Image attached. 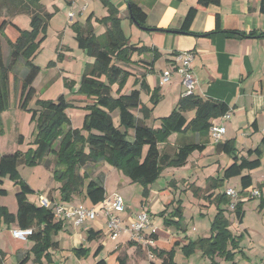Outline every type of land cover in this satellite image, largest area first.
Segmentation results:
<instances>
[{"label": "trees", "instance_id": "16d2710c", "mask_svg": "<svg viewBox=\"0 0 264 264\" xmlns=\"http://www.w3.org/2000/svg\"><path fill=\"white\" fill-rule=\"evenodd\" d=\"M43 0H0V19L2 12L7 10L12 15L27 14L30 16V29L21 30L17 28L19 36L15 42H11L5 34L8 23L4 19L0 23V120L6 111L10 109L11 103V80L13 76L14 86L17 82L15 67L20 60L25 62L27 74L22 81L20 94V109L31 113V123L36 126L37 136L34 147L26 151H16L11 155L0 157V196H5L7 191L1 188L4 179H10L19 191L16 194L18 210L16 214L10 213L7 207L0 206V223L5 225L16 224L22 229H33L34 233L29 238L32 247L26 259L20 264H26L33 257L32 264H53L52 252L59 248V242L55 241L65 229L64 220H57L53 208H46L31 203L28 197L35 191L25 182L19 172L21 165L34 167L46 164L50 156L56 158L53 170V179L60 184L59 192L62 203H70L75 197L83 196L92 206L100 205L106 199V190L102 181L92 179L81 170L88 165L100 163L120 171L129 178L132 184L142 187V198L147 201L150 197L151 186L161 177L167 168H181L187 165L188 159L195 152H204L208 146L205 139L209 137L212 120L226 115L230 108L222 101L204 99L193 93L180 98L176 108L168 117L160 120V127L154 129L149 127L145 121L149 120L155 107L161 101L160 88L151 90L145 80L136 79L134 88L124 94L129 79L133 74L127 67L134 63V55H151L153 61H157L161 54L155 48L139 46L130 43L126 36L122 21L119 18V10L109 0H101L107 9L108 16L98 20V23L106 28L102 35H96L92 27L90 16L84 25L76 22L72 25L78 48L88 57L94 59L93 63L84 66L83 75L76 95L91 101L82 109L85 110L81 128H73L72 121L67 110L73 105L65 98L59 96L56 100L36 99V109H29L30 103L36 98L37 92L34 82L42 72V68L35 65L34 60L47 39L48 28L51 20L57 13H49ZM221 0H198V6L209 7L220 5ZM129 5V20L131 23L145 31H152L147 27V15L132 0H127ZM261 12L264 14V0L261 1ZM198 13V8H191L183 25L177 33L194 35L191 26ZM16 27V26H15ZM217 29L207 34L218 33ZM242 37L264 38L263 33L250 32L241 33ZM7 41L10 49V63L4 61L2 42ZM58 47L57 61H51L47 68H55L57 63L63 62L64 56ZM64 85L73 89L75 82L64 79ZM150 94L151 108L142 103L141 92ZM195 111V116L188 120L184 114ZM118 113V124L115 125L113 114ZM136 112L142 117L136 115ZM257 132V124L253 125ZM193 134L205 140L201 143L183 144L173 154L164 151L163 145H167L172 135L186 136ZM22 142V138H20ZM58 147L55 148V144ZM147 150V153L144 152ZM217 154H224L232 159V163L223 170L221 176L207 179L205 194L201 195L202 189H193L196 196L202 197L209 204L214 205L216 214L211 222L210 236L199 237L196 240H187L180 250L186 259L191 258L197 252L211 259L215 264V258H221L226 262H234L237 254L248 257L241 250V242L244 235L235 236L230 230L231 221L228 219L225 207L232 204V199L226 192L215 193L233 178H240V198L248 196L252 188V177L245 172L259 169L264 158V136L259 145L246 152L240 157L236 147V140L220 141L214 145ZM89 182L86 184V182ZM177 187V182L172 180L168 189L160 192V201L165 204L159 216L163 219L164 226L179 233H187L184 225V211L181 201H175L169 188ZM172 194V197L170 195ZM54 203L56 200L52 198ZM177 202V205L175 203ZM174 206L173 211L169 209ZM233 214L239 224L245 218L244 202L237 201ZM104 235L102 230L90 229L87 231V241L99 240ZM157 240L155 234L151 235ZM135 241L129 242V247H135ZM175 244L171 250L153 249V255L161 264H177L175 261ZM104 250L99 246L94 257L97 258ZM72 253L78 258L88 257L91 249L83 245L73 249ZM117 264H129L127 254L117 257ZM6 254L0 250V264H5ZM95 264H108L101 259Z\"/></svg>", "mask_w": 264, "mask_h": 264}, {"label": "crops", "instance_id": "0c3cea01", "mask_svg": "<svg viewBox=\"0 0 264 264\" xmlns=\"http://www.w3.org/2000/svg\"><path fill=\"white\" fill-rule=\"evenodd\" d=\"M109 1L119 10V18L122 21V27L126 36L130 39V43L139 46H146L148 48H155L161 54V57H159L157 61H153L152 56L149 54L142 56L134 55V63L127 67V70L133 74L132 77L134 79L130 86L131 90L140 87L139 85L134 87V82L136 79L141 80V78L144 76L151 90H154L157 87H159L161 90L160 103L155 107L151 118L145 121L149 127L154 129L159 128L161 125L160 120L164 117H168L176 108L180 98L184 96L185 88L182 83V77L175 70L176 67L180 65V62L176 60L177 57L181 56L182 54L192 52L194 54L192 72L196 80V88L194 93L204 99H214L225 102L230 108V120L226 121L221 117L212 120V123L214 122L218 125H223L226 127V134L230 133L226 140H236V147L240 157L245 156L248 150L254 149L259 145L264 136V38L242 37L241 33L249 34L250 32H257L258 34H264V14L261 12L262 0H221L219 6L210 5L209 7L198 6V0H132L142 9L143 12L146 13V25L148 28L152 29L150 32L142 30L130 22L129 6L127 0ZM42 3L49 13H54L55 9H57L56 14L62 12L63 10L66 13L67 23L62 25L59 31H56V53L58 54V47L61 48L59 51L63 54L64 60L62 63H57L56 67L52 68L51 70H60L63 72V77H66L65 79L72 81L69 75L71 74V71L75 70V65L72 66L71 63L77 64V59L80 57L81 61L78 62L80 64H78L79 66H77L76 71L81 72L84 70V63L88 64L94 62V59L88 56L86 57V54L78 48L77 42L76 45L69 43V41H74L76 36L72 30V25L76 22L84 25L87 19L91 16V24L95 34L102 35L106 31V28L99 24L98 20L108 16L107 9L102 5L101 0H43ZM191 8H198V13L190 29L194 35L177 33L178 30L181 29L183 22ZM70 12L75 13L73 22H69L68 20V15ZM22 15H24V17H22ZM55 17L56 16H54L50 22L47 38L49 36L51 23ZM218 18L220 31L218 33L211 34L210 36H206L217 29ZM19 21H23L25 26L30 23V16L23 13L15 15L14 20L10 22V24L16 26L15 30L17 31V36L13 39L12 36L10 37V35L7 33L8 27L5 30V34L11 42H15L19 36L17 28L21 30L30 29H23L22 26H20ZM125 23L127 25L128 33H126L124 28ZM76 49L81 51L79 54H77V57L75 56ZM167 71L171 72L172 76L169 82L163 84L162 76ZM40 79L41 74L34 82L33 86L35 89H37L35 87V83ZM73 81L78 83L76 80ZM166 98H169L171 101L169 102L170 106L168 112L154 119L153 117L155 111L159 106H161L162 102L165 101ZM141 100L142 103L147 107H152L150 103V94L142 91ZM82 108L83 107H80V109ZM193 114L195 116V111H193ZM186 115L187 114H184L188 120H191L194 117L188 118ZM139 117L141 118L142 115L139 114ZM153 119L154 121L150 125L149 123ZM254 123L257 124V132L254 131ZM172 136H174V143H171ZM172 136L169 139L168 145H172L175 149L183 145L181 140V137L183 136ZM194 136L196 137V143H201L206 140L208 142V146L204 152H195L190 156L188 163H191L192 161L191 169L195 168L193 170L196 172L198 171L196 170V167L198 166L199 168H208L207 170L213 169L215 173L220 171L219 174H222L223 170L232 163V159L224 154H217L215 152L214 145L216 143L213 142L210 133L208 139L205 140L201 139L197 135ZM224 137L222 139L223 141ZM238 144L243 146L242 150L238 148ZM209 146H212V150L210 151H208ZM164 147L165 145L162 146V148ZM200 162H202V164H200ZM94 166L96 167V170L99 169L98 165ZM172 169L173 177L177 176L179 169ZM261 172L264 173V158L262 159V165L259 169L245 172V174H250L252 177L253 185L251 189H259L262 193V197L259 198L260 201L257 207L260 213H264V177L261 179H256L254 176V174ZM91 178L103 182L106 190V198H108L107 177L105 174L103 178H98V176ZM127 179L125 178V181H127V183H131L130 179ZM176 179L177 178H172L170 182L172 180L176 181ZM196 187H198V185ZM199 188L205 189L200 186ZM163 189L164 188L161 185L158 186L156 183L151 186L149 199L145 201L142 198L137 207L138 210L136 209L135 211H132V209L128 207L127 200L122 194H120V192L114 191L111 193V196L115 193L120 194L126 204L125 211L116 214L125 221V225L127 227L130 225L129 220L135 219L142 211L147 210L151 214L152 207L155 206V208L161 209L162 206L160 201V192ZM34 191L36 192V190ZM56 197L58 196L54 194L52 198L58 201L59 199ZM45 199L51 200L50 195L47 193L46 195L43 194L41 202H32L30 199L29 201L31 203H35L36 205L43 206ZM239 199L244 202L245 208L246 202L255 198H250L248 195L246 197H239ZM82 206H86V208H92V206L87 205L85 198ZM209 206L213 207V205ZM16 212L10 211L12 214H16ZM102 219H99L96 222L97 225L96 223H86L84 226L79 228L73 226L69 222L65 223L66 226L64 231L54 238V240L57 239L55 241L59 242V248L52 252L53 264H61L60 258L63 257V254L69 255L68 257L64 258L65 262L63 264H70L71 262L73 263L74 257L79 260L76 262V264H95L97 261H99L102 253L97 258H95L94 253L96 250H94L92 247H87L91 249V253L85 258H78L72 253V250L78 249L82 245L86 247L84 239L87 240L86 233L88 230L94 229L96 231H104L105 229L106 231L105 224H107V221L103 217ZM0 226H4L9 231V235H11V231L13 229L18 228L16 224L8 226L2 222L0 223ZM206 229H208V226ZM151 231L155 232V235L158 237V239L155 241V245L162 247L164 250H171L174 243H179V248H181L183 245L187 244V240L185 238L193 240L191 236H189V233L182 235L177 232L176 235H173L172 230L167 231V229L166 232L160 233L159 228H155L154 226H151ZM244 232L247 234L251 244H254L252 241V234L248 231V229H245ZM126 233L128 232H123L120 235L121 240ZM209 236L210 229L208 231L205 230L204 234H202V236L200 235L199 237ZM11 238L13 237L11 236ZM26 243L29 244L28 248L22 253H20V250H18L16 253L17 264H20V262L26 259L29 254L32 243L29 240ZM121 244H123V242L120 243V245ZM70 245L72 246L67 247ZM117 247L114 249V251L117 250ZM134 249L135 247H132L128 248L126 251V254L129 257V262L132 260L131 254ZM0 250L3 251L2 249ZM118 256L119 255L113 256L112 254L111 259L113 264H117L116 259ZM257 256L258 255L256 254V258L258 259L257 264H261L264 260V257L261 255L260 257ZM91 257H93V261ZM178 257H180L179 250L176 251L175 256V261L177 264H179ZM203 257L204 256L201 257V261H203ZM111 259L110 257L104 258L108 264L110 263ZM32 260L33 257L30 256V261H28L26 264H32ZM248 260L251 262V258L249 256ZM215 262V264H219V258H215ZM187 264H191V258L187 259Z\"/></svg>", "mask_w": 264, "mask_h": 264}, {"label": "rangeland", "instance_id": "374dc122", "mask_svg": "<svg viewBox=\"0 0 264 264\" xmlns=\"http://www.w3.org/2000/svg\"><path fill=\"white\" fill-rule=\"evenodd\" d=\"M13 13L4 10L2 12V18L0 19V23L6 19L8 23L14 20L15 15ZM55 19L51 23L49 36L46 41L42 44L40 51L37 54L36 60H34L35 65L42 68L41 72V79L35 83L37 96L36 98L30 103L29 109H36V99L40 98L43 100H56L59 96L64 95L65 98L73 105L67 110V114L72 121L73 128H81L83 124V117L85 115V110L80 109V107H84L86 104H90L91 101L86 100L84 97L76 95V92L79 88V84L81 82V78L83 75V71L77 72V66H79L78 62L81 61L80 57L77 59V64L71 63V65H75V70L71 71L69 77L73 80L78 81L75 82V86L73 89H70L64 85L63 72L60 70H51L47 68V65L51 61H57V53H56V31H59L62 25L67 23L66 13L63 10L62 12L55 15ZM24 17V15H22ZM20 26L23 29H29L30 23L24 26L23 21H19ZM8 27V28H7ZM8 35L14 39L17 36V31L15 30V26L13 24L7 25ZM138 27V26H137ZM124 28L126 33H128L127 25L124 24ZM139 28V27H138ZM6 30V29H5ZM70 44H75L76 41H69ZM77 48V47H76ZM3 56L4 61L6 63H10L11 56H10V49L7 47L6 40H3ZM81 51L76 49L75 56L79 54ZM87 57V55H86ZM62 63V62H61ZM86 64L84 63L83 66ZM63 67V66H62ZM64 69V68H62ZM15 72L17 74V82L14 86L13 83V76L11 80V103L10 109L3 113L1 120H0V157L2 155H11L16 151H26L30 147H34V141L37 136L36 126L34 123H31V113L28 111H22L20 109V94L22 88V81L27 74V68L25 66V62L20 60L16 67ZM66 76V75H65ZM132 78V80H131ZM123 90L124 94H127L131 91V84L133 83L134 79L131 77ZM68 80V79H67ZM131 80V82H130ZM170 99L166 98L165 101L162 102L161 106L157 108L154 113V119L163 115L164 113L168 112L170 106ZM188 118H192L194 116L193 111L185 113ZM136 115L139 116V113L136 112ZM113 119L115 125L118 124V113L115 112L113 114ZM153 120L150 121L153 123ZM229 124V123H226ZM228 126V125H227ZM230 135V133L226 134L224 137V141ZM243 135V134H242ZM244 136V135H243ZM20 138H22V142H20ZM171 143H174V136L171 137ZM183 144H190L196 143V137L193 134H188L186 137H181ZM58 147V143L55 144V148ZM243 146L238 144V148L242 150ZM164 151H167L170 154H173L176 149L172 145H165L163 148ZM212 150V146L208 148V151ZM147 153V150L144 152ZM212 159V158H209ZM206 160V158H205ZM56 158L54 155L50 156L46 164H41L34 167H28L21 165L19 167V172L22 179L29 184V186L36 190V192L29 196L30 201L32 202H41L43 198V194H49L50 197L56 194V198L60 199V192H59V183H57L53 179V170L55 167ZM202 164V162H200ZM199 164V166H200ZM99 169H95L96 167L92 164L88 165L87 167L81 170L82 173H87L90 177L98 176V178H103L104 174L107 177V197L111 196V193L114 191L120 192L127 200V205L132 211H135L139 205L140 200L142 199L141 193L142 188L138 184L127 183L125 181V177L120 171L116 170L115 168L109 166L105 163L97 164ZM192 168V161L188 163L186 166L178 168L177 176L173 177V169L167 168L162 173L160 179L156 182L158 186H162L163 188H167L169 182L172 178H177V187L169 188L175 198V201H181L183 205L184 211V225L187 227V233H189L193 240H196L200 235L204 234L205 230H209L211 226V222L216 214V208L213 205L209 206L208 201L199 198L196 196L193 189H190V186H194L195 189L203 187V192L201 195L205 194L207 188V179L210 177H217L221 176L219 172L215 173V171L207 170L204 168L196 167L198 171L195 172V168ZM204 169V170H203ZM107 170V171H106ZM192 171V172H191ZM256 179H261L264 177V173H256L254 174ZM128 180V179H127ZM89 180L86 182V184ZM198 185V187L196 186ZM234 188L237 192L240 191V178H233L226 182V185L221 190L216 191L215 193L225 192L227 188ZM4 190L7 191L5 196H0V206H6L9 208L11 212H16L18 209L17 201H16V194L19 191V187L16 186L10 179L6 178L3 181V185L1 186ZM168 189V188H167ZM172 194L170 193L171 197ZM260 199L255 198L251 201L246 202L244 210L246 211V215L244 218V222L239 224L233 214V210L230 209V206L225 207L227 210L226 215L228 219L231 221L230 230L233 232L235 236L244 235V240L241 242V250L242 252L248 257L251 258V262L247 258H245L242 254H237L236 259L234 262H226L223 259L219 258V264H257L258 259L257 257H264V213H260L258 210V204ZM84 202L83 196L75 197V199L67 203L73 207H81L82 203ZM233 202V201H232ZM87 205L92 206V204L86 200ZM163 203H161L162 208H155L152 207L151 211V224L155 228H159V232L163 233L168 230H172V234L176 235V230L171 228H166L163 223V219L159 216V213L164 209ZM177 205V202L175 203ZM83 207V206H82ZM86 207V206H85ZM92 207H98L92 206ZM174 206H172L169 211H173ZM138 210V209H137ZM103 215H99L96 221H92L91 223H96L99 219H102ZM104 218V217H103ZM103 220V219H102ZM210 223V225H209ZM105 224V223H104ZM97 225V223H96ZM106 225V224H105ZM164 227H163V226ZM208 226V229H206ZM4 226H0V249H2L6 253V264H17V256L16 253L18 250L24 252L25 249L28 248L29 244L26 242H21L14 240L11 238L12 235H9V231ZM105 228V227H104ZM245 229L252 234V241L254 244L249 241L247 234L244 232ZM107 230V228H106ZM105 231V229H104ZM103 231V232H104ZM149 232L151 231L148 230ZM124 232H126L124 230ZM79 233V232H77ZM123 233V232H122ZM104 235L99 240H94L92 242H88L84 239L86 247H92L96 250L99 246H103L104 250L101 254V259L109 258L111 259L112 254L114 255H124L129 247V240L131 239V234L126 233L124 236L118 238L117 240H108L106 235ZM184 235V233H180ZM80 235V234H79ZM180 236V235H179ZM146 239L151 238L149 236H145ZM158 239V237H156ZM57 240V239H55ZM155 241V240H154ZM120 245V243H122ZM133 242V241H132ZM136 242V241H135ZM137 245L135 246L134 251H132L131 258L132 260L129 264H161L160 261L153 255L152 250L163 249L162 247L156 245H149L146 242H136ZM175 244L173 247H175ZM67 246V247H71ZM118 246V247H117ZM123 246V247H122ZM117 247V250L114 249ZM176 251L179 250L180 257H178L179 264H187V259L183 257V254L179 247L175 248ZM166 250V249H165ZM168 250V249H167ZM113 252V253H112ZM63 257L60 258V263L63 264L65 262L64 258L68 257V254H63ZM74 257V256H73ZM202 254L198 252L195 256L191 257V264H212L211 259L208 257H203V261H201ZM92 261H93V257ZM79 260L74 257V262L70 264H76ZM85 262L84 260H82ZM109 264H113L112 259Z\"/></svg>", "mask_w": 264, "mask_h": 264}, {"label": "built area", "instance_id": "2783aa9c", "mask_svg": "<svg viewBox=\"0 0 264 264\" xmlns=\"http://www.w3.org/2000/svg\"><path fill=\"white\" fill-rule=\"evenodd\" d=\"M75 18V13L70 12L68 15L69 22H73ZM194 60V54L192 52H187L177 57L180 65L176 67L177 73L182 77V83L185 88L184 96L192 95L196 88V80L192 72V62ZM172 73L167 71L162 76V83L166 84L170 81ZM231 114L228 112L222 117L223 120H230ZM211 138L214 143L222 141L226 134V127L223 125H218L212 123L209 131ZM250 198H261L262 193L259 189H251L247 191ZM228 197L232 199V204L230 205L231 210H235L237 201L239 200L240 193L234 188H228L226 191ZM43 206L46 208H53L54 216L57 220H64L65 223H71L73 226L79 228L84 226L86 223H91L96 221L99 215H103L106 219L107 224L105 235L108 240H117L124 230L131 234L130 241L136 242H146L149 245H155V241L151 238L146 239L145 236L151 237L155 234L150 230L151 215L147 210L142 211L137 215L135 219H130V225L126 227L125 221L120 218L116 213H122L126 209V204L123 197L115 193L110 198H106L98 207L86 208V207H73L69 204H65L58 201L54 203L51 200H44ZM33 229H22L16 228L11 231L12 237L21 242H27L29 238L33 235ZM261 264H264V260Z\"/></svg>", "mask_w": 264, "mask_h": 264}, {"label": "water", "instance_id": "95a60500", "mask_svg": "<svg viewBox=\"0 0 264 264\" xmlns=\"http://www.w3.org/2000/svg\"><path fill=\"white\" fill-rule=\"evenodd\" d=\"M129 6V5H128ZM152 30V29H151Z\"/></svg>", "mask_w": 264, "mask_h": 264}]
</instances>
